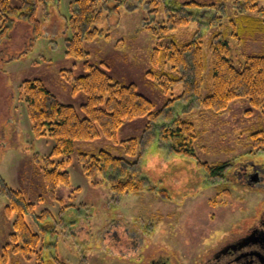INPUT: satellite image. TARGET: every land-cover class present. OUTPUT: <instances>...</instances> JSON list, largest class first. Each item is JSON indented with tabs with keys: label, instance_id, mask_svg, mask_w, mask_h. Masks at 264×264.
Masks as SVG:
<instances>
[{
	"label": "rangeland",
	"instance_id": "rangeland-1",
	"mask_svg": "<svg viewBox=\"0 0 264 264\" xmlns=\"http://www.w3.org/2000/svg\"><path fill=\"white\" fill-rule=\"evenodd\" d=\"M1 1L10 6L22 3V0H0V5ZM73 1H55L47 7L46 16L38 10L36 18L42 21L37 34L30 24L12 17V26L0 38V191L2 185L20 191L27 202L34 203L36 215L43 210L50 212L51 224L63 218L67 225L59 221L62 224L57 234L53 238L46 234L47 242L56 241L55 252L62 264H147L160 255L170 260L176 255L184 264L191 261L194 251L200 250L204 242L214 245L221 240L233 224L247 228L251 222L256 224L264 213V146L254 148L249 133L258 127L264 111L252 110L247 115L250 109L245 99L232 101L220 113L202 107L187 111L186 104L176 103L174 110L196 130L192 151L190 155H178L168 152L164 147L167 143L158 146L154 140L140 160L149 191L142 189L114 201L107 184L100 183V177L83 175L78 161L80 153L95 155L106 151L115 157L124 156L119 142L139 138L145 127L146 118H137L118 130L117 143L105 138L78 141L71 154L54 159L65 160L64 171L68 172L69 181L56 189L57 200L48 197L38 166L51 152L53 141L47 136H33L19 85L24 80L39 79L61 104L78 109L85 101L82 93H71L70 84L60 74L62 71H71L73 77L84 74L85 59L65 55V23ZM174 1L213 5L215 10L206 7L199 16L211 20L223 14L221 28H233L227 22L234 19L231 9L237 0ZM116 4L117 1L109 0L96 24L108 37L83 42L88 53L86 60L96 66L104 63L113 81L134 84L157 111L167 100L179 96L182 87L176 84L168 94H163L144 76L154 45L152 36L144 29L147 20L152 19L149 12L152 7L145 0H131L121 3L114 12ZM259 4L260 8L264 6ZM2 25L0 19V29ZM252 26L258 28L255 41L241 46L229 41L235 67L240 66L244 55H260L263 51L264 23ZM218 29L195 21L177 29L174 35L187 41L199 33L207 52L208 40ZM204 76L207 81V71ZM205 91L204 88L202 96ZM157 153L160 155L157 171L146 172L142 163ZM217 165L223 167L224 173L211 178L208 170ZM6 203L0 192V264H38L34 258L25 260L11 254L2 260V248L14 218L5 215ZM26 219L31 229L40 233ZM132 247L135 252L128 251ZM44 261L42 264H51L46 258Z\"/></svg>",
	"mask_w": 264,
	"mask_h": 264
},
{
	"label": "trees",
	"instance_id": "trees-1",
	"mask_svg": "<svg viewBox=\"0 0 264 264\" xmlns=\"http://www.w3.org/2000/svg\"><path fill=\"white\" fill-rule=\"evenodd\" d=\"M55 1L22 0L20 6H10L6 1H1L0 19L3 25L0 38H4L12 26V17L30 24L37 34L42 20L36 18V12L42 10L46 16L47 7ZM108 1L74 0L70 4V14L65 23V55L85 59L82 64L84 74L77 77H73L71 71L60 74L70 84L73 95H84L85 101L78 109L61 104L39 79L24 80L19 85L33 136H47L53 141L51 152L43 157L42 164L38 166L42 185L51 200H57L56 189L69 181L68 172L64 171L65 160L54 159L71 154L75 142L105 138L117 143L116 134L126 122L146 118L139 138L119 142L124 156L115 157L106 151H99L95 155L80 153L78 156L82 174L88 178L100 177L99 182L107 184L112 199L119 201L123 196L137 194L142 189L149 191V182L144 177L140 160L154 140L158 141V146L167 143L164 147L168 148V152L191 154L196 130L192 123L174 110L176 103L186 104L187 111L202 107L220 113L232 101L245 99L250 109L247 115L252 110L264 111L261 110L264 109V47L260 55H244L240 66L235 67L229 43L233 40L241 46L242 43L256 40L258 28L252 25L264 23V6H258L259 3L264 5V0H237L231 9L234 19L227 22L233 26L232 29L221 28L223 14L215 15L211 20L199 16L207 9L215 10L213 5L194 1L145 0L152 7L149 11L152 19L147 20L144 29L152 36L154 45L149 52V69L144 76L163 94H168L176 84L182 87L179 96L167 100L157 111L149 99L138 93L134 84L113 81L105 71L107 66L104 63L96 66L86 60L88 53L83 49V42L98 36L108 37L96 27ZM115 1L114 12L121 3L131 0ZM200 17L204 22L200 21ZM195 21L208 28H219L211 34L207 52L203 50L199 33L193 34L187 41H180L174 35L177 29ZM206 71L207 81L204 76ZM204 88L206 91L202 96ZM257 126L249 133V139L252 146L258 149L264 146V118ZM208 172L211 178H217L223 175L224 169L217 165ZM0 192L7 201L5 215L8 218L14 216L11 232L2 248V260L5 261L7 255L11 254L25 260L34 258L38 264L45 262L44 258L51 264H62L55 252L56 241L47 242L46 234L51 237L57 234L59 221L66 224L63 218L57 222L51 221V224L50 212L43 210L36 215L34 203L27 202L20 191L2 185ZM26 218L37 226L40 233L31 229ZM46 254L48 256L44 257Z\"/></svg>",
	"mask_w": 264,
	"mask_h": 264
},
{
	"label": "flooded vegetation",
	"instance_id": "flooded-vegetation-1",
	"mask_svg": "<svg viewBox=\"0 0 264 264\" xmlns=\"http://www.w3.org/2000/svg\"><path fill=\"white\" fill-rule=\"evenodd\" d=\"M241 225L233 224V227L228 229V234L222 237L220 235L221 240H217L215 246L213 242L211 244L204 242L200 250L194 251L191 261L184 264H264V213L256 224L251 222L248 228ZM114 236H117L116 233ZM133 248L128 251L135 252L136 249ZM183 262H179L176 255L172 260L160 255L147 264H183Z\"/></svg>",
	"mask_w": 264,
	"mask_h": 264
},
{
	"label": "clouds",
	"instance_id": "clouds-1",
	"mask_svg": "<svg viewBox=\"0 0 264 264\" xmlns=\"http://www.w3.org/2000/svg\"><path fill=\"white\" fill-rule=\"evenodd\" d=\"M160 155L157 153L153 159L151 160H146L145 162L142 163V166L146 172L148 171H157L156 168V162L159 161Z\"/></svg>",
	"mask_w": 264,
	"mask_h": 264
}]
</instances>
